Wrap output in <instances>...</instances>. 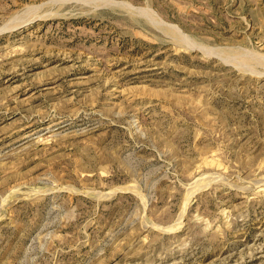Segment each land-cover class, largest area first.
<instances>
[{"label": "rangeland", "instance_id": "rangeland-1", "mask_svg": "<svg viewBox=\"0 0 264 264\" xmlns=\"http://www.w3.org/2000/svg\"><path fill=\"white\" fill-rule=\"evenodd\" d=\"M0 264H264V0H0Z\"/></svg>", "mask_w": 264, "mask_h": 264}]
</instances>
